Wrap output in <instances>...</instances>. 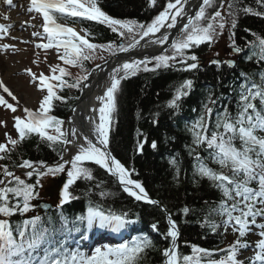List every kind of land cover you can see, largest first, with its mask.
I'll list each match as a JSON object with an SVG mask.
<instances>
[{
  "label": "snow or ice",
  "instance_id": "1",
  "mask_svg": "<svg viewBox=\"0 0 264 264\" xmlns=\"http://www.w3.org/2000/svg\"><path fill=\"white\" fill-rule=\"evenodd\" d=\"M7 3L11 7L13 0H7ZM149 4L154 7L157 0H149ZM189 4L190 0H167L150 22H140L109 15L103 10L101 0H30L27 12L33 14V20L40 18L42 21L40 30L31 33L32 37L41 41L35 47L45 52L55 49L60 63L50 64L47 74L26 69L30 82L43 93L42 99L38 110L24 107L22 115L13 117L17 136L14 138L5 132V142L0 143V161L10 160L17 147L33 136L56 152L58 160L49 164L42 160L22 159L11 168L6 163L0 164V264H142L147 252L155 247L152 238L146 234L128 237L116 244L97 246L99 242H90L95 239L96 232H100L101 236H123L139 222L138 214L131 219L128 212L117 211L103 203L114 199L115 193L105 189L104 181L96 179L91 165L98 166L115 178L128 197L155 206L165 215L167 230L161 235L169 241V246L162 251L164 264H264V71L254 74L255 79L242 72L234 111H230L226 104L222 105V111L216 112L214 121L213 108L208 104L215 105L218 100L210 94L203 103L204 111L188 129L191 145L185 147L193 159V183L199 184L195 177L207 179L220 193L219 201L201 209L204 216L199 224L210 229L213 235L219 233L224 236L231 229L236 238L226 248L210 250L191 245L190 254L182 253L181 232L173 214L160 200L150 195L144 182L138 178L139 172L122 163L110 148V134L123 81L140 73H154L161 69L198 71L202 65L195 49L204 45L212 47L224 35L226 27L229 29L228 39L232 41L230 55L242 54L243 49L233 40L239 11L234 7L235 0H227V7L226 0H219L218 3L217 0H196V5L192 7ZM243 11L264 15L253 12L251 8H244ZM83 21L105 26L117 35L119 42L94 43L91 42L95 37L90 28L82 27L78 32L69 26V22ZM12 27L11 24L0 23V51L4 53L22 51L13 44L2 42L16 39L10 35ZM28 27L36 26L29 24ZM245 31L255 37L251 42L246 41V46L251 48L246 61L251 62L255 58L258 65L264 64V37L248 29ZM150 45L160 46L161 52L145 54L140 59L123 58L107 71L106 90L96 97L101 106L90 109L96 113L95 116L86 117L91 125L90 134L74 126L70 131L65 130V121L53 114L58 103H69L70 98L61 93L65 89H76L82 93L84 87H91L90 76L97 70L106 71L102 64H96L93 69L86 64L97 59L108 64L107 58L99 55L101 52L115 58L121 53L142 51ZM216 55L219 56V53ZM33 63L38 64L39 61L34 60ZM210 64L217 68L225 64L236 67L235 60L213 59ZM73 68L80 69L82 73L75 80L70 71ZM193 88L192 78L184 79L175 87L173 97L166 104L173 115L179 114L183 100ZM0 89L3 93L0 94V107L16 113L20 105L17 96L3 80H0ZM4 94L15 102V106ZM71 111L75 113L77 109L73 107ZM155 122L158 123V120ZM68 123L72 125L73 121ZM0 125L6 127V122L0 121ZM137 136H143L139 129ZM147 143L146 137L137 140L139 154H143ZM72 145L76 150L65 159ZM150 147L156 150L157 142L152 141ZM196 148H201L206 155L198 153ZM168 163L174 169V179L179 181L182 160L171 157ZM15 168L25 170L22 175L26 179L17 175ZM61 176L64 179L58 181L57 200L53 204L42 205V181L46 177L55 179ZM78 182L89 185L85 193L89 197L86 211L66 215L64 206L80 199L74 194ZM93 186L99 190L96 193L101 198L99 201L91 199ZM204 204L209 205V202ZM53 206L59 209L55 218L46 214ZM36 209H41V212L37 213ZM180 211L184 217L196 212L187 205ZM29 213L32 215L29 216ZM14 216L23 219L14 223L11 219ZM150 227L153 232L159 233L158 223H152ZM250 234L257 235L258 239L247 242L245 238ZM244 250L252 255L245 256Z\"/></svg>",
  "mask_w": 264,
  "mask_h": 264
},
{
  "label": "trees",
  "instance_id": "2",
  "mask_svg": "<svg viewBox=\"0 0 264 264\" xmlns=\"http://www.w3.org/2000/svg\"><path fill=\"white\" fill-rule=\"evenodd\" d=\"M166 2L167 0H157L156 6L153 7L150 6L149 0H101V6L106 13L115 18L150 22L163 9ZM234 7L239 9L235 37L240 46L246 45V41L251 42L255 39L245 29L264 37V15L246 14L243 11L244 8H251L253 12L264 14V3H261V0H235ZM78 24L81 28H90L95 37L91 42H119L117 35L105 26L88 21ZM207 48V45L201 46L195 53L202 54ZM247 49L248 55L251 48L247 46ZM102 56L111 57L107 53ZM93 64L94 62H88L86 66L91 69ZM72 71H75L72 76L73 80L82 74L80 69L73 68ZM261 71H264V64L258 65L255 58L251 62L244 58L241 66L236 69L227 65L217 68L212 64L194 72L161 69L154 73H140L136 77L122 82V93L118 98V110L110 136V148L122 163L127 167H134L139 172L138 178L144 182L150 195L160 200L173 214L181 232L180 251L182 253L190 254L191 245L210 250L226 248L230 245L225 239V235L221 236L219 233L213 235L210 229L200 227L199 221L204 216L201 209L209 207L213 201H219L220 193L211 186L207 179L195 177L199 180V184L193 183V159L188 155V150L185 147L191 145V133L188 129L204 111L203 103L210 94L213 99L218 100L215 105L208 104L213 108V121L216 112L222 111V105L226 104L230 111H234L239 85L242 82L240 74L248 73L255 79L254 74ZM186 78L194 80L193 91L183 100L179 114L173 115L172 110L168 109L166 104L173 97L175 87ZM61 95L68 96L69 103H58L53 114L66 121L80 92L76 89H65ZM157 120L158 123L155 122ZM138 129L143 133V136H137ZM144 137L147 138L148 143L145 144L141 155L136 150L137 140H142ZM152 141H156L158 144L156 150L150 147ZM196 151L206 155L202 153L201 148H196ZM171 157H178L182 160L179 181L174 179V169L168 163ZM22 159L54 163L58 160V156L45 143L33 136L17 147L10 160L0 161V164L6 163L11 168L14 163L18 164ZM91 167L94 169L96 179L105 182V189L115 193L114 199L103 201V203L117 211L128 212L130 216L138 214L140 221L150 230L148 236L152 238L155 247L147 252L142 264H164L165 258L162 251L169 246V241L163 239L161 235L167 230L165 215L155 206L136 202L128 197L122 192L115 179L105 170L95 165H91ZM88 187V184L78 182L74 194L80 196V199L68 204L70 206H64L65 209L82 207L89 198L85 194ZM98 191L94 186L92 187L91 199L94 201L101 200L96 194ZM205 201H208L209 205H205ZM185 205L195 209L196 212H190L187 217H184L180 210ZM152 223H158L159 233L152 231L150 227Z\"/></svg>",
  "mask_w": 264,
  "mask_h": 264
},
{
  "label": "rangeland",
  "instance_id": "3",
  "mask_svg": "<svg viewBox=\"0 0 264 264\" xmlns=\"http://www.w3.org/2000/svg\"><path fill=\"white\" fill-rule=\"evenodd\" d=\"M13 1H15V3L10 7L11 9L15 8L16 7L15 5L20 1L19 4L22 3L20 5V8L25 11V13H23L22 15H19L17 18L22 19V20L23 19L27 20L28 25L34 24L36 27L33 28V30L30 29L31 32L40 30V25L42 23L41 19L36 18L33 20L32 19L33 14H30L27 12V8L29 6V0H13ZM218 2L219 0H217V3ZM225 7H227L226 4H225ZM10 8H6L5 10H8ZM214 10L215 9H210V11H214ZM222 14L224 13L222 12ZM72 27H74L78 31L76 26H72ZM22 28L23 26H20L19 29H17V31L15 32L14 36L16 39L2 41L3 43L5 42V43L13 44L18 49L22 50L14 54H9L11 56V59L9 62L10 67H8L9 69L4 71L3 74L5 76L6 81L16 89L17 93L25 97V101H20V105L16 113H12L11 110H5L4 108L0 107V121L6 122V127L3 125H0V143L5 142V132H8L13 137H15L16 132L13 127V124H14L13 117L22 115V110L24 107H27L31 110H38L39 108V104L42 99L43 93L38 91L37 88L30 82V78L26 73V69L31 68L33 72H36V73L44 72L45 74H47L49 72L48 66L50 64L60 63L57 59L55 49H49L47 50V52L41 49H37L35 47V42L37 41V39L32 37L31 34H29L27 38L29 41L28 44L25 45V43H21V41L25 39L24 31L22 30ZM228 35H229V29L228 27H226L224 30V35L219 37L218 42L215 43L212 46V48L215 49L216 47L217 48L224 47V51L225 49H228L230 47V44L232 43V41L228 39ZM213 49H212V53H213L212 56H214V54L217 53L215 50L213 51ZM99 55H106V52H101ZM221 55L223 54H219V56ZM34 60H38L39 63L34 64L33 63ZM102 61L103 60L100 61V59H97L96 61H94V64H99ZM72 70H71L72 74L75 73V71H72ZM9 102L14 103V106H15V102L11 101V99H9ZM23 172L24 171H19V172H16V174L21 175L22 178L26 179V177L22 175ZM49 179L51 181L55 180L54 178H51V177L44 178V180L42 181L44 187L48 183L50 184L51 181H49ZM46 181L48 182L47 184H46ZM226 234H227V239H229L230 242H232V240L235 239V235L232 234L231 229H229ZM257 239H258L257 236L253 235V237L250 238V242H255ZM250 253H251L250 251L244 250L245 256H249Z\"/></svg>",
  "mask_w": 264,
  "mask_h": 264
},
{
  "label": "bare ground",
  "instance_id": "4",
  "mask_svg": "<svg viewBox=\"0 0 264 264\" xmlns=\"http://www.w3.org/2000/svg\"><path fill=\"white\" fill-rule=\"evenodd\" d=\"M21 4H18L13 10L11 9L8 10L5 16L3 18H0V23L6 24V25L8 24L13 25V27L11 28V32H10L11 37L13 34H15V32L17 31V29H19L20 26H23L22 30L24 31V38L26 41L29 34H31L32 32L30 31L31 29L30 27L21 24V22L25 20L17 18L19 15H22L23 13H25V11L20 8ZM195 5H196V0H190L189 6L192 7ZM5 17H7V19H5ZM173 31H175V29ZM5 40H10V39H5ZM26 44L28 43H25V45ZM165 47H167V45H165ZM160 52H161L160 46L150 45L147 49H144L142 51L134 50L129 53H121L119 54V57L112 58L108 64H102L104 65L106 71L100 72L99 70H97L92 76L89 77V83L91 84V87H84L83 93L75 106L77 111L75 113L72 112V115L70 117V120L73 121V124L69 125L68 123L69 128L71 129V127L74 126L90 134L91 125L87 121L86 117H88L89 115L95 116L96 113H92L90 109L93 107L98 108L99 106H101L99 101L96 99V97L102 95L104 91L106 90V87L108 85L107 71L110 70V67L112 65L120 62V60L123 58L140 59V58H143L145 54L152 55L154 53L156 54ZM10 59H11V56L9 55V53L7 54V53L0 51V80H3L4 83H5V80H4L5 76L3 72L9 69L8 67H10L9 65ZM9 89L14 93V95L17 96L19 101H25V97L15 92L13 87H9ZM75 150H76L75 145H72L71 151L66 155V157L68 158L70 154L72 155L75 152Z\"/></svg>",
  "mask_w": 264,
  "mask_h": 264
},
{
  "label": "water",
  "instance_id": "5",
  "mask_svg": "<svg viewBox=\"0 0 264 264\" xmlns=\"http://www.w3.org/2000/svg\"><path fill=\"white\" fill-rule=\"evenodd\" d=\"M152 55H155V53L152 54ZM113 58H114V57H113ZM111 59H112V58H111ZM111 59H109L108 61H110ZM235 61H236V60H235ZM102 64H104V63H102ZM236 65H237V61H236ZM55 188L57 189V186L54 187L53 190H54ZM53 190H52V193L55 191L54 194H52L51 192H47V193L44 194V196H49V197H50V196L52 195V197L54 198V201H56V200H57V191H56V190L53 191Z\"/></svg>",
  "mask_w": 264,
  "mask_h": 264
}]
</instances>
